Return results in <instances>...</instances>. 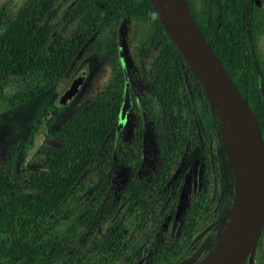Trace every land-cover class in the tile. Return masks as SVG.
<instances>
[{
    "label": "trees",
    "instance_id": "trees-1",
    "mask_svg": "<svg viewBox=\"0 0 264 264\" xmlns=\"http://www.w3.org/2000/svg\"><path fill=\"white\" fill-rule=\"evenodd\" d=\"M185 3L198 31L255 115L264 144L260 91L264 70L254 36L259 16L257 1L211 0L209 13L202 17L189 0ZM138 18L153 24L155 32L151 43L159 47L157 58L141 81L151 97L159 100L167 116V120L162 121L151 101L144 103L157 135L158 166L149 179L135 174L128 187V214L136 215L140 225H151L150 243L160 229L163 202H168V211L177 202L178 195L169 189L168 183L182 144L192 133L191 124L183 114L182 76L191 75L199 92L207 93L158 21L149 1L26 0L13 17L9 16L7 7H1L0 90L11 80L22 81L23 89L7 99V114L25 108L73 72L75 59L88 48L93 33L99 28L110 27L117 20ZM103 53L114 70L111 83L65 119L57 131L63 143L51 152L44 167L16 182L13 180L14 159L9 158L0 166V264H81L78 259L62 258L70 244L57 228L63 220L60 207L75 184L104 150H112L125 83L115 36L104 44ZM141 133L139 131V140ZM108 177L105 168L99 171L94 188L97 204H101L107 190ZM99 209L90 214L94 213L100 221L113 212L108 203ZM211 209V190L206 188L192 199L179 233L164 239L151 264L179 261L200 231L202 218ZM144 215L147 220L142 219ZM130 233V226L124 222L115 224L99 245L100 264L137 263L136 251L125 255ZM257 255L256 249L255 260Z\"/></svg>",
    "mask_w": 264,
    "mask_h": 264
},
{
    "label": "rangeland",
    "instance_id": "rangeland-1",
    "mask_svg": "<svg viewBox=\"0 0 264 264\" xmlns=\"http://www.w3.org/2000/svg\"><path fill=\"white\" fill-rule=\"evenodd\" d=\"M25 1L0 0V8L7 7L9 16L13 17ZM189 1L199 16L209 13L211 0ZM256 1L259 16L254 36L264 70V0ZM154 32L153 24L142 18L117 20L110 27L99 28L93 33L88 48L75 59L73 72L37 101L13 114H7V99L23 89V82L11 80L1 87L0 166L13 158V180L19 182L32 171L43 168L51 152L62 145L57 131L65 119L111 83L114 70L106 60L103 48L107 40L115 36L118 62L122 66L123 61L129 83V107L125 119L118 118L116 121L112 150H104L60 207L63 220L57 231L64 233L70 244L68 252L62 257L64 260L78 259L81 264H100V243L115 224L124 222L131 229L125 255L136 251V264H151L152 257L165 243L164 239L179 233L192 199L210 188L211 212L202 218L200 231L175 264H222L246 229L250 209L257 202V186L246 184L250 168L246 146L239 143L238 153H235L236 147H231L227 141V123L225 127L220 119L218 99L201 94L194 78L185 73L181 89L183 114L191 124L192 133L182 144L168 183L169 189L178 195L175 207L168 211V202H163L160 229L150 243L151 225H140L136 215L128 214V187L133 183L134 175L149 179L158 166L157 135L144 103L151 101L160 119L167 120L161 103L151 97L141 81L159 54V47L151 43ZM82 73L84 78L78 92L64 104V93ZM124 89L125 83L123 94ZM139 131H142L140 140ZM103 168L110 177L101 204H97L94 188ZM106 203L113 209L106 220L100 221L94 213L90 214ZM142 219L147 220L148 217L144 215ZM257 250L255 264H264V227ZM113 264L125 263L115 261Z\"/></svg>",
    "mask_w": 264,
    "mask_h": 264
},
{
    "label": "water",
    "instance_id": "water-1",
    "mask_svg": "<svg viewBox=\"0 0 264 264\" xmlns=\"http://www.w3.org/2000/svg\"><path fill=\"white\" fill-rule=\"evenodd\" d=\"M158 21L174 43L193 74L200 81L207 95L215 96L218 101L224 98L233 118L242 129V136L247 141L249 156L253 159L256 167V175L261 180L259 187L260 197L250 209L246 229L236 241L234 248L230 250L222 264H255V253L258 240L264 227V144L261 129L257 119L247 102L240 94L236 85L227 75L221 63L203 39L198 31L183 0L185 10L193 21V27L185 26L181 17V11L175 0H148ZM199 33L201 40L195 38ZM122 70L125 77L124 97L120 108L119 118L125 119L129 107V83L123 61ZM82 73L72 82L70 88L64 93L62 102L66 104L78 92L82 84ZM262 104L264 110V84H260ZM221 122L226 127V119L220 105H218Z\"/></svg>",
    "mask_w": 264,
    "mask_h": 264
},
{
    "label": "bare ground",
    "instance_id": "bare-ground-1",
    "mask_svg": "<svg viewBox=\"0 0 264 264\" xmlns=\"http://www.w3.org/2000/svg\"><path fill=\"white\" fill-rule=\"evenodd\" d=\"M175 1L178 3V8L181 11V17L183 20V24L185 26L193 27V21H192L191 17L188 15L187 11L185 10L183 0H175ZM195 38H197L198 40H201V36L199 35V33H195ZM219 105L222 109V112L225 116L226 123H227V141H228V143H230L231 147H233V148L236 147L235 153H238V144L240 143L242 145V143H243L246 146L245 148H246V151L248 153L247 155L249 156V149L247 147V141L242 136L243 131L240 128L239 123L233 118V115L229 111V108H228L224 98L219 99ZM244 145H242V146H244ZM248 159H249L250 168H249V179L247 180L246 184L257 186L258 195L256 197V200L258 201V199L260 197L259 187L261 185V180L256 175V167H255V163H254L253 159L251 158V156H249ZM244 186H246V185H244ZM247 189H248V187H247Z\"/></svg>",
    "mask_w": 264,
    "mask_h": 264
}]
</instances>
